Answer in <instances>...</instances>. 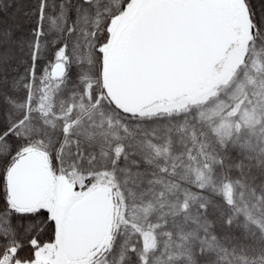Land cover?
I'll list each match as a JSON object with an SVG mask.
<instances>
[{
	"label": "trees",
	"instance_id": "16d2710c",
	"mask_svg": "<svg viewBox=\"0 0 264 264\" xmlns=\"http://www.w3.org/2000/svg\"><path fill=\"white\" fill-rule=\"evenodd\" d=\"M130 1L0 0V262L10 249H14L8 257L10 262L31 260L36 247L55 239L56 226L48 209L39 206L21 209L10 202L6 191L7 171L16 158L33 150L46 158V168L59 172L58 151L70 136L66 121L73 124L82 118L98 94L105 92L102 49L110 39L111 20L123 12ZM243 2L253 31L264 48V0ZM59 51L65 59L64 76L49 100L51 111L59 112L57 114L71 108L66 120L64 117L46 118L36 108L34 100L42 86V76L59 59ZM88 83L91 87L87 99ZM111 102L125 115L135 113ZM78 105L83 109H78ZM155 113L161 114L159 119L172 116L162 115L169 113L164 109ZM76 141L81 146L79 156L80 151L84 156L80 160L86 159L91 151L93 154L101 150L97 144ZM251 142L249 147L231 146L221 153L211 173L215 185L201 188L167 176L142 162L144 160L138 159L134 164L142 173L137 180L139 189L147 182L151 188L166 192L164 199L142 194L135 202L138 207H150L162 200L166 206L174 202L181 205L194 196V200L189 201L193 212L188 213L186 224L182 223L184 232L190 236L181 247L168 246L167 254L171 255L168 262L264 264V144L260 138ZM101 151L110 153L104 148ZM117 162L119 167L127 164L122 154ZM152 179L156 181L154 184L150 182ZM163 179L171 182L167 188L161 187ZM222 183L230 185L231 201L226 199ZM108 196L111 211L115 196L109 192ZM144 221L139 222L145 224ZM169 223L175 222L170 220ZM136 238H139L136 232L129 235V245L114 264L140 263V241ZM176 251L180 252L177 258L174 257Z\"/></svg>",
	"mask_w": 264,
	"mask_h": 264
},
{
	"label": "rangeland",
	"instance_id": "374dc122",
	"mask_svg": "<svg viewBox=\"0 0 264 264\" xmlns=\"http://www.w3.org/2000/svg\"><path fill=\"white\" fill-rule=\"evenodd\" d=\"M157 1L131 0L123 12L111 20L110 39L102 49L103 75L125 44L127 34L124 36V31L130 29L136 19ZM167 1L181 6L187 0ZM200 1L216 10L223 7L230 10L233 34L237 40L216 60L205 80L196 83L187 93L154 102L128 116L117 110L102 91L82 118L73 124L66 121L69 122L65 126L70 136L58 151L59 172L47 168L49 186L37 205L49 210L56 226L55 239L36 247L31 260L10 262L8 257L14 251L10 249L0 264H114L122 257L129 245V235L134 232L138 233L139 238L136 239L140 241L138 264H171L168 262L171 257L167 254L168 246L175 244L181 247L190 236L184 232L182 223L186 224L188 213L193 212L189 201L191 203L194 196L191 195L189 201L181 205L174 202L166 206L162 200L150 207H138L135 202L142 194L164 199L166 192L151 188L147 182L141 184L142 190L138 188L140 183L137 180L142 173L134 165L137 160H144L142 162L167 176H175L201 188L215 185L211 178L213 164L227 148L236 145L249 147L252 140L259 138L264 144V48L253 31L244 2ZM121 36L124 39L117 46ZM57 57L59 59L42 76V86L34 100L36 108L46 118L64 117L66 120L71 108L57 114L59 112L51 111L49 100L61 84L65 71L61 51ZM57 66L61 67V72L55 75ZM90 87L88 83L87 99ZM77 107L83 109L80 105ZM163 109L169 113L162 115L172 116L159 119L161 114L155 112ZM77 139L97 144L101 150L104 148L110 153L99 149L80 160L84 156L82 151L79 156L81 146ZM38 154L47 167L46 158ZM121 154L127 161L125 167L117 165ZM168 180L163 179L161 187L167 188L171 183H167ZM150 182L154 184L156 181L152 179ZM99 188H105L115 196L108 217L109 228H106L101 245L92 254L70 258L64 246L69 211L88 191ZM221 188L226 199L231 201L230 185L222 183ZM170 220L175 223L168 224ZM174 254L177 258L180 252Z\"/></svg>",
	"mask_w": 264,
	"mask_h": 264
},
{
	"label": "water",
	"instance_id": "95a60500",
	"mask_svg": "<svg viewBox=\"0 0 264 264\" xmlns=\"http://www.w3.org/2000/svg\"><path fill=\"white\" fill-rule=\"evenodd\" d=\"M236 40L228 8L216 10L200 0H187L181 6L159 0L136 19L121 52L106 68L105 92L116 106L129 112L182 95L205 80L216 60ZM60 72L57 66L54 74ZM49 181L43 159L35 151H27L8 168V198L21 209L36 207ZM109 212L105 188L74 203L64 244L70 258L84 257L101 245Z\"/></svg>",
	"mask_w": 264,
	"mask_h": 264
},
{
	"label": "crops",
	"instance_id": "0c3cea01",
	"mask_svg": "<svg viewBox=\"0 0 264 264\" xmlns=\"http://www.w3.org/2000/svg\"><path fill=\"white\" fill-rule=\"evenodd\" d=\"M128 29H129V28H128ZM128 29H126V31H124V33H123L124 36L128 33ZM123 35H122V36H123ZM122 36L118 38V40H117V46H118V44L124 39V37H123V39H122ZM126 36H127V35H126ZM118 41H119V42H118Z\"/></svg>",
	"mask_w": 264,
	"mask_h": 264
}]
</instances>
